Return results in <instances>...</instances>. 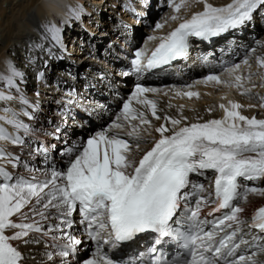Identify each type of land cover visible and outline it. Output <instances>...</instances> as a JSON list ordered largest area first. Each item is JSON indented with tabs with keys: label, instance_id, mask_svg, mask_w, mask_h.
Listing matches in <instances>:
<instances>
[{
	"label": "snow or ice",
	"instance_id": "1",
	"mask_svg": "<svg viewBox=\"0 0 264 264\" xmlns=\"http://www.w3.org/2000/svg\"><path fill=\"white\" fill-rule=\"evenodd\" d=\"M195 4L203 10L180 16ZM168 7L171 16L154 31L168 22L177 26L149 36L153 48L133 53L130 63L137 74L185 57L193 38L207 41L242 28L264 0H231L222 7L208 0H168ZM79 15V9L72 10L73 17ZM45 39L53 48L63 47L55 25L46 27ZM243 65L247 74L236 64L197 83L222 85L252 99L254 77L264 87V58H256V72L247 59ZM23 83L24 73L7 64L6 74H0V264H26L19 245L40 243L47 264H69L85 243L95 249L82 264H122L123 247L145 234L153 238L146 264H264V206L250 217L243 207L250 196L264 197L259 186L264 119L243 115V106L232 100L218 105L219 118L197 114L189 120L183 105L174 116L161 115L148 94L162 90L137 83L111 124L61 149L57 161L48 146H32L34 129L26 120L35 119L37 106L24 94ZM192 87L170 91L175 98L198 99ZM255 98L259 104L248 107L264 109V97ZM73 102L70 97L68 103ZM205 111L211 117L215 109ZM153 120L161 123L155 126ZM149 142L137 160L134 150ZM8 146L29 149L27 158ZM37 157L39 167L32 163ZM205 208H211L207 217L221 215L202 217ZM165 245L175 254L165 257Z\"/></svg>",
	"mask_w": 264,
	"mask_h": 264
},
{
	"label": "bare ground",
	"instance_id": "2",
	"mask_svg": "<svg viewBox=\"0 0 264 264\" xmlns=\"http://www.w3.org/2000/svg\"><path fill=\"white\" fill-rule=\"evenodd\" d=\"M210 1L208 0V3ZM118 2L119 0H48L47 3H44V0H0V74H6L7 64H14L24 73V83L21 87L24 89V94L27 98L32 103L33 97L35 99L40 97L41 100H44L42 107L37 109L34 120L27 121L23 117L22 119H25L34 129L31 137L32 145L37 144L43 138L52 149L51 154L55 156L57 161L60 160L59 152L61 149L72 145L74 142L83 141L80 131L86 129L84 125L87 127L99 126L104 119L109 118V122H106L99 129L101 130L115 120L122 107L120 102L123 101V95H125L123 85L126 80L117 78L121 72L117 73V75H110L106 70L109 69L111 62L119 60L117 57L119 54L117 53L120 52L121 48L129 50L131 46H135L136 34L138 35V26L141 22L124 17V13L117 9ZM230 2L231 0H227V3L220 4V2L217 6L216 4L212 5L222 7ZM140 3L141 6H146L148 12H151L156 7L158 0H140ZM73 5H78L80 15L85 16L84 20H82L84 29L79 28L78 25L70 20L71 9L76 7ZM165 6L169 12L158 18L153 24V29L149 31L147 36H144L145 38H142L141 46L132 47V50L153 48L156 42H149L147 39L149 36L165 35L177 26L178 22H168L162 30L154 31L156 23H164L167 20L166 16L170 17L172 14V10L168 7V0H166ZM190 7L187 15H184L186 14L185 11L183 14L180 13V16L187 17L192 12L203 10L202 5L194 10ZM263 9L264 7H261L258 11L264 12ZM50 13H54L57 18H53ZM48 19H50L51 25H55L58 28H62L64 27L63 24H67L63 31V48L64 50L66 49L65 51L69 55L68 60L74 61L73 63L64 59L51 46L50 42L45 39V29L49 26ZM169 25L173 26L169 28ZM259 25L260 22L253 17L237 33L232 35L235 39L233 42L235 51L232 54L231 59L233 60L230 65L240 64L243 74L248 72V69L243 65L245 59L249 61L252 66L251 70L254 71L257 69L256 58H264V37L262 36L264 31L260 34L262 37L260 39L254 40L255 36L253 38L249 36V33L254 34L256 32L258 34ZM245 36L249 39L243 41ZM97 42L103 44L104 48L93 47V44ZM247 47L248 51H243L242 54V50ZM114 57L117 58L114 59ZM238 59H240L239 62H235ZM91 62H97V65L92 66ZM97 66H102L105 71L102 69L103 71L101 72L100 67ZM183 67L188 72V75L183 76L180 80H170L169 82L171 83L158 84L153 82L141 84L145 87H154L162 90L157 95L148 94L150 98L157 100L159 108L163 110L160 113L161 115L166 112L174 116L177 109L183 105L184 115L189 117V120L197 114L205 119L219 118L222 116V112L219 111L218 105L221 103L227 104L229 100H232L243 106L241 109L243 115L264 119V109L260 111L258 106L255 108L248 107L250 104H255L254 100L250 99L253 102H249L246 97L240 95L235 89H229L222 85L214 86L211 83L207 85L197 83V81H202L208 75H221L223 70L197 72V68L194 65H185ZM97 72L102 73L104 78L98 77L96 75ZM221 78L224 80L228 79L227 76H222ZM189 84L193 85L190 90L199 93L198 99L175 98L170 91L173 87L179 89ZM87 87H89L88 90H86ZM134 87L135 85L132 86L131 92ZM185 90L189 89L185 88ZM131 92L126 95H130ZM163 92H168L169 94L164 95ZM37 93L39 95H36ZM70 95L74 96L75 101L70 110L71 119H67V117L61 116L54 111L50 116L44 115L47 109L57 110L59 108L57 102H62V99L68 98ZM128 97H124V99L127 100ZM175 100L177 103L174 102ZM169 104L172 105L171 108L168 107ZM209 107L215 109L211 117L205 111ZM257 108H259V112L255 111ZM60 109H62L61 106ZM188 109H194L195 112ZM75 113L79 119L73 116ZM83 120H88V124L83 123ZM152 123L155 126H159L161 122L153 120ZM153 137L158 138V134L153 132ZM153 137H149L148 140L150 139L151 141ZM8 147L13 152L27 158L29 149L21 150L20 148H12V146ZM150 147L151 142L142 146L138 152H134L136 159L138 160L142 157L144 152L149 150ZM32 163L39 167L42 165V158L37 157ZM259 186L264 187V182ZM243 206H245L246 215H249L251 213L247 211V207L253 210L264 206V202L257 205L253 198H249L248 202ZM81 238L83 239V237ZM19 246L26 257V264H47L45 257L46 247L43 243L31 246L20 244ZM81 247L86 250L88 245L85 243ZM69 264L75 263L70 259Z\"/></svg>",
	"mask_w": 264,
	"mask_h": 264
},
{
	"label": "rangeland",
	"instance_id": "3",
	"mask_svg": "<svg viewBox=\"0 0 264 264\" xmlns=\"http://www.w3.org/2000/svg\"><path fill=\"white\" fill-rule=\"evenodd\" d=\"M47 1L48 0H44V3H47ZM221 2V3H220ZM210 3L211 4H216V6L218 5V3H220V4H224V3H227V0H211L210 1ZM165 4H166V1L165 2H163V5L161 4V6L158 8V11L147 21V23H146V25H144L143 27H141L139 30H138V35L136 34V37H139V38H143L144 36H147V34L149 33V31L151 30V29H153V24L158 20V18L160 17V16H163L164 14H166V13H168L169 12V10H168V8L165 6ZM162 6H165V7H162ZM200 7L201 6V4H195V5H192L190 8L192 9V10H194V9H198V8H196V7ZM264 10V9H263ZM186 11V14H184V15H187L188 14V9L187 10H182V12H181V14H183V12H185ZM180 14V15H181ZM167 18H168V16H166ZM258 20L260 21V19L258 18ZM173 25H169V28H171ZM264 31V26H262V28L260 29V30H258V34L255 32L254 33V36H251L252 34L251 33H249V36L251 37V38H253L254 40H257V39H260V38H262L261 37V33ZM259 35H260V37H259ZM263 37H264V34L262 35ZM243 38V37H242ZM248 40L249 38L248 37H246L245 36V38H243V41H246V40ZM246 43V42H245ZM243 51H248V47L247 48H245L244 50H242V54H243ZM245 56V55H244ZM242 58V57H241ZM240 58V59H241ZM240 59H238V61H235V62H239V60ZM234 62V61H233ZM229 67H231V65L229 66ZM258 69H255L254 71H252V72H256ZM35 79L37 80V78L35 77ZM40 79V78H39ZM253 83L255 84V85H257L256 87H254L253 88V90H252V92H254V94H252V96H253V98L251 99V100H254V102H255V104L256 105H258L259 104V100L258 99H256L255 97H264V87H261V86H259L260 84H261V81H260V79L259 78H257V77H254V79H253ZM260 87V88H259ZM123 92L125 93V95L126 94H129L130 92H131V86H126L125 88H124V90H123ZM123 95V101H121L120 102V105L121 104H123V102L126 100V99H124V97H127V96H129V95ZM243 96V95H242ZM243 97H245V96H243ZM241 98V97H240ZM246 99H248V101L249 102H253V101H250V99L248 98V97H246ZM245 100V99H244ZM182 101V100H181ZM174 102H176V100L174 101ZM183 102V101H182ZM177 103V102H176ZM119 107H120V105L119 104H117ZM259 108H257V109H255V111L256 112H259V110H258ZM263 109H260V111H262ZM51 115V113L49 112V113H46V116H50ZM50 118V117H49ZM51 119H52V117H51ZM54 121H55V119H53ZM106 122H109V118H106V119H104V121L101 123V125H99V126H92V127H87L86 125H84L85 126V128L86 129H84V130H82V131H80V134H81V138L83 139V141H86V139L87 138H89L91 135H93V134H95V132H97V131H100L99 129L106 123ZM121 135H123V133H121ZM149 141H150V139H149ZM150 143V142H149ZM148 144V143H147ZM146 144H143L142 146H145ZM141 146V147H142ZM134 152H136L135 150H134ZM262 187V186H261ZM249 198H253L254 200H255V202L257 203V205H259V204H262L263 202H264V197H261V196H250ZM243 207H245V206H243ZM249 207H247V209H248Z\"/></svg>",
	"mask_w": 264,
	"mask_h": 264
}]
</instances>
